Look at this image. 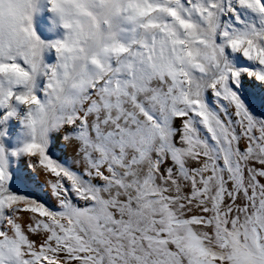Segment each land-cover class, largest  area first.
I'll return each instance as SVG.
<instances>
[{
  "label": "snow or ice",
  "instance_id": "1",
  "mask_svg": "<svg viewBox=\"0 0 264 264\" xmlns=\"http://www.w3.org/2000/svg\"><path fill=\"white\" fill-rule=\"evenodd\" d=\"M37 3L0 0V264H264V0H47V42Z\"/></svg>",
  "mask_w": 264,
  "mask_h": 264
},
{
  "label": "rangeland",
  "instance_id": "2",
  "mask_svg": "<svg viewBox=\"0 0 264 264\" xmlns=\"http://www.w3.org/2000/svg\"><path fill=\"white\" fill-rule=\"evenodd\" d=\"M43 13V18L40 14ZM33 24L37 35L44 41H52L63 38L64 29L58 18L49 10L47 0H38L37 11L33 15ZM46 62H54V49H47L44 52Z\"/></svg>",
  "mask_w": 264,
  "mask_h": 264
},
{
  "label": "bare ground",
  "instance_id": "3",
  "mask_svg": "<svg viewBox=\"0 0 264 264\" xmlns=\"http://www.w3.org/2000/svg\"><path fill=\"white\" fill-rule=\"evenodd\" d=\"M41 18H43V13L40 14Z\"/></svg>",
  "mask_w": 264,
  "mask_h": 264
}]
</instances>
